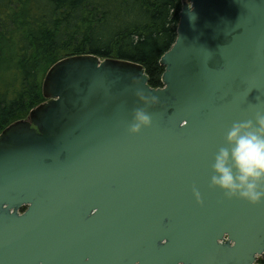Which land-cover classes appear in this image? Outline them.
Segmentation results:
<instances>
[{
	"label": "water",
	"instance_id": "1",
	"mask_svg": "<svg viewBox=\"0 0 264 264\" xmlns=\"http://www.w3.org/2000/svg\"><path fill=\"white\" fill-rule=\"evenodd\" d=\"M161 65L159 89L135 63L50 69L0 135V264L264 261V203L210 184L227 130L264 111V0H188ZM138 92L157 102L133 136Z\"/></svg>",
	"mask_w": 264,
	"mask_h": 264
},
{
	"label": "trees",
	"instance_id": "2",
	"mask_svg": "<svg viewBox=\"0 0 264 264\" xmlns=\"http://www.w3.org/2000/svg\"><path fill=\"white\" fill-rule=\"evenodd\" d=\"M183 1L0 0V135L46 102V75L70 57L139 64L163 88Z\"/></svg>",
	"mask_w": 264,
	"mask_h": 264
},
{
	"label": "clouds",
	"instance_id": "3",
	"mask_svg": "<svg viewBox=\"0 0 264 264\" xmlns=\"http://www.w3.org/2000/svg\"><path fill=\"white\" fill-rule=\"evenodd\" d=\"M194 19V17H193ZM145 106L133 113L129 133L140 135L152 127V116L145 109L155 104V97L137 93ZM212 167L210 184L222 190L228 198L245 200L252 205L264 203V111L255 118L234 122L225 135V146L220 147ZM198 201L200 193L193 189Z\"/></svg>",
	"mask_w": 264,
	"mask_h": 264
},
{
	"label": "rangeland",
	"instance_id": "4",
	"mask_svg": "<svg viewBox=\"0 0 264 264\" xmlns=\"http://www.w3.org/2000/svg\"><path fill=\"white\" fill-rule=\"evenodd\" d=\"M183 3H188V0H184ZM27 119H28V118H27ZM27 119H26V120H27Z\"/></svg>",
	"mask_w": 264,
	"mask_h": 264
}]
</instances>
